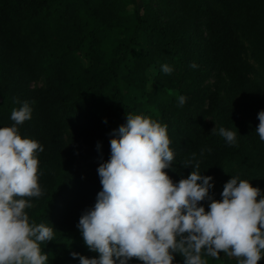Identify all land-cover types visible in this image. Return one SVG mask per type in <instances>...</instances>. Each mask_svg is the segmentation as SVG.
I'll use <instances>...</instances> for the list:
<instances>
[{"label":"trees","instance_id":"obj_1","mask_svg":"<svg viewBox=\"0 0 264 264\" xmlns=\"http://www.w3.org/2000/svg\"><path fill=\"white\" fill-rule=\"evenodd\" d=\"M247 49L261 72L245 60ZM223 92L244 102L228 104ZM24 102L32 113L19 132L44 148L37 153L43 195L29 198L25 211L30 222L53 227V240L40 245L46 264H80L72 253L99 258L78 223L102 190L97 169L127 114L167 125L175 158L165 171L174 182L191 173L185 164L195 153L214 186L234 162L236 176L264 195V141L256 132L264 0H144L142 7L137 0H0V127L15 123L11 112ZM221 127L236 133L235 144L218 134ZM173 264L183 257L174 254Z\"/></svg>","mask_w":264,"mask_h":264},{"label":"clouds","instance_id":"obj_2","mask_svg":"<svg viewBox=\"0 0 264 264\" xmlns=\"http://www.w3.org/2000/svg\"><path fill=\"white\" fill-rule=\"evenodd\" d=\"M162 71L170 74L173 69L165 64ZM186 99L179 96V105ZM31 113L24 102L11 112L15 123L0 127V264H46L48 255L40 245L54 236L53 227L30 222L25 211L33 207L29 198L43 195L37 153L44 148L22 137L17 127ZM258 120L256 132L264 141V110ZM218 134L236 143L234 131L221 127ZM111 135L110 158L97 169L102 190L78 223L85 245L99 258L72 253L80 264H129L133 259L173 264L174 254L184 264H207L202 254L219 259L224 253L238 264H258L264 258L261 189L232 177L223 186L222 199H214L213 178L201 175L195 153L185 164L191 173L174 182L165 171L175 158L167 125L149 117L127 114L126 123ZM205 200L208 210L201 204Z\"/></svg>","mask_w":264,"mask_h":264},{"label":"rangeland","instance_id":"obj_3","mask_svg":"<svg viewBox=\"0 0 264 264\" xmlns=\"http://www.w3.org/2000/svg\"><path fill=\"white\" fill-rule=\"evenodd\" d=\"M138 1V5L140 7L143 6L144 4V0H137ZM154 5L157 6V4L154 2ZM244 58L246 61H248V63L252 66H254L258 71H260L258 69V66L254 63V61L252 60L251 58V51L249 49H247L246 53L244 54ZM86 64L88 63V61H84ZM261 72V71H260ZM151 76H154L156 74V71L155 70H151ZM252 78L254 79H260L259 76H255V75H252ZM254 79V80H255ZM43 85L42 82H38L37 83V86L38 87H41ZM211 86V85H210ZM221 98L228 104H235V105H238L240 103H243L244 101L239 99V98H236L234 100H231L227 97V95L223 92L221 94ZM211 125L216 128V121L213 120V119H210L209 120ZM238 170V166L236 163L234 162H227L226 163V166L223 170V172L221 173V175L218 177L217 179V183L216 185L210 190V195L216 199V200H220L222 198L221 196V193L223 191V186L225 185V183L230 180L232 177H237L235 172ZM202 206L205 207L206 210H208V204H209V201L205 200L203 202H201ZM213 264H238V261H237V258L235 257H228L226 256L224 253H221L220 254V258L219 259H215L213 258Z\"/></svg>","mask_w":264,"mask_h":264}]
</instances>
